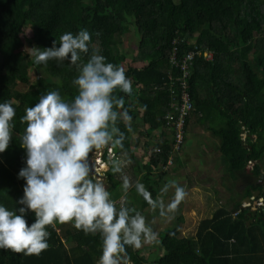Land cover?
I'll list each match as a JSON object with an SVG mask.
<instances>
[{
    "label": "trees",
    "instance_id": "trees-1",
    "mask_svg": "<svg viewBox=\"0 0 264 264\" xmlns=\"http://www.w3.org/2000/svg\"><path fill=\"white\" fill-rule=\"evenodd\" d=\"M27 27L31 38L26 36ZM80 28L91 35L89 54L98 49L131 79L132 94L117 90L115 95L124 98L123 107L128 109L132 123L141 108L145 122L152 126L164 124L162 116L173 97L163 85L169 83L174 45L179 46L180 55L192 49H210L211 60L196 55L190 65L187 89L194 102L191 115L218 109L225 121L215 132L221 136V149L233 170L244 168L249 160L264 159V0H0V102L11 100L15 108L12 138L8 148L0 153V203L10 209L18 208L20 205L15 201L23 195L25 181L17 178V172L25 157L19 144L25 127L20 116L25 107L33 105L39 95L49 90L59 89L65 99L76 94L71 82L78 74L75 67L68 61L55 60L36 65L29 56L27 41L31 39V47H51L63 32L75 33ZM131 30L137 32L139 42L133 59L128 60L120 42ZM87 58L88 54L81 55L82 60ZM178 95L176 86L174 97ZM243 125L248 134L257 135L251 148L242 143ZM118 126L124 133V145L132 127L123 122H118ZM128 147L129 143L122 149H114L118 154L129 151L132 163L137 166L138 161ZM154 147L161 149L152 152L149 164L145 165L146 173L140 179L153 198L158 183L153 177L154 170L162 168L171 153L167 142ZM108 157L104 150V160ZM259 165H255L256 172L260 171ZM106 174L115 186L110 168ZM140 201L137 211L141 212L149 205L142 196ZM25 215L28 223L35 219L31 211ZM220 216L203 223L210 225L211 230L199 238L181 236L177 228L166 229L160 239L164 253L156 260L157 264H264V239L257 237L254 225H246L245 211L236 221L229 215ZM255 217L260 220L264 236V212L260 210ZM47 228L46 249L28 255L0 249V264H96L101 252L98 233L85 234L71 222ZM231 238L239 247L226 250L224 247ZM247 240L254 244L248 254H242L238 250ZM126 252L133 264H144L138 250L126 246Z\"/></svg>",
    "mask_w": 264,
    "mask_h": 264
},
{
    "label": "clouds",
    "instance_id": "clouds-1",
    "mask_svg": "<svg viewBox=\"0 0 264 264\" xmlns=\"http://www.w3.org/2000/svg\"><path fill=\"white\" fill-rule=\"evenodd\" d=\"M91 35L85 28L65 31L53 40L51 47L29 48V56L38 66L49 60L68 61L77 75L72 79L76 94L65 99L59 89L39 95L38 100L24 109L20 121L25 123L20 146L25 150L24 165L17 172L22 178L23 195L10 209L0 203V249L39 254L48 247L47 226L71 222L85 234H99L101 252L96 264H129L126 246L141 248L154 241L156 233L145 216L134 207L110 198L101 169L90 160V153L105 146L123 148L124 133L118 126H128L131 115L123 107L124 98L116 91L131 95L132 81L124 69L93 49L89 54ZM82 54H88L86 61ZM13 101L0 102V153L9 146ZM110 171L122 173L123 161L109 158ZM135 187L138 195L161 216L171 213L186 196L184 187L175 179L166 180L160 193L172 189V198L165 202L153 198L144 184L134 185L121 175V189L127 193ZM35 219L28 223L27 212Z\"/></svg>",
    "mask_w": 264,
    "mask_h": 264
},
{
    "label": "crops",
    "instance_id": "crops-1",
    "mask_svg": "<svg viewBox=\"0 0 264 264\" xmlns=\"http://www.w3.org/2000/svg\"><path fill=\"white\" fill-rule=\"evenodd\" d=\"M140 109H138L134 123H132V120L129 122L132 127L130 129L131 136L128 138V142L123 145L126 146L129 143L130 147L128 148L136 157L137 166L133 164L134 160H132L133 163L128 168L127 162H131L129 160V151L118 154L113 146L108 145L103 149L107 150L109 146L112 147L114 151L112 158L122 160L127 169L125 171L122 170V173L112 174V180L115 183V186H113L106 174L110 168V160L108 159L110 157H108L105 159L107 163L101 169V176L99 177L102 181L104 180L110 193L111 190H114L116 195L110 198L119 200L121 203L126 202L127 205L134 207L136 210L140 209V195L137 194L134 186L127 193L123 192L121 189V175H127L130 182L134 185L135 181L140 180L146 173L145 165L149 164L154 146L157 143L165 142L171 146L172 140L170 133L163 124L152 126L149 122H145L144 114ZM216 109L198 113L193 112L185 127L184 144L181 150L174 154L172 153L174 155L173 165L167 169L156 168L154 170L153 177L158 181L155 197L159 195L165 204L171 200L172 189L167 193H160L161 186L169 179L177 180L184 187L186 196L171 213L165 216H161L159 210L150 206L141 211V214L145 216L146 223L156 233L154 241L142 244L139 249L132 248L140 252L144 264H157L156 260L163 255L164 248L160 244V234L166 229L177 228L181 236L199 238L200 235L204 236L211 230L210 225L203 226V223L207 220H212L220 214V217L229 215L232 220L236 221L240 213L245 211L246 225L249 227L254 225L253 229L257 237L260 240L264 239L262 232H260V220L255 217L260 210L264 212V179L262 178V174H264V166H262L264 159L249 160L244 168L232 169L230 161L221 149L222 141L219 140L221 136L215 132L221 127L220 124L215 123V119L219 117L222 122L225 121L223 116L218 114V109ZM230 115L237 117L232 113ZM248 133L243 125L240 132L242 143L245 147L251 148V143L257 140V135ZM100 150L94 151L90 160L97 162L95 160L96 152ZM224 158L227 159V164L230 167L225 165L223 162ZM257 163L260 164L259 172H256L255 169ZM138 168L139 172L137 171ZM228 171L232 173V176L230 179H225ZM160 172L165 173L160 177L158 175ZM210 195L211 198L212 196L219 198V206H215L212 201L210 202L211 199L208 200ZM253 197L256 200L255 204L252 201ZM236 200L238 201L236 202ZM236 211H238L237 214H235ZM221 229L223 230V226ZM259 239L258 242H260ZM253 244L251 240H247L238 251L242 254H248ZM226 245L224 247L226 250H235L237 249L236 247H239L234 238L228 239ZM128 260L129 264H133L130 259Z\"/></svg>",
    "mask_w": 264,
    "mask_h": 264
},
{
    "label": "built area",
    "instance_id": "built-area-1",
    "mask_svg": "<svg viewBox=\"0 0 264 264\" xmlns=\"http://www.w3.org/2000/svg\"><path fill=\"white\" fill-rule=\"evenodd\" d=\"M177 40L175 39L174 42ZM196 55H202L206 59H211L213 52L210 49L199 50L192 49L180 55L179 46L174 45L170 55L171 68L169 69V83L163 86L171 90L173 99L169 102V109L163 114V126L170 133L171 140V154L167 162L163 165V169L169 168L174 163V153L179 152L184 144V135L186 123L194 108V102L188 91V81L191 75L190 65L195 59ZM176 86L179 87V95L175 96ZM160 147H154V151L159 152ZM104 150L96 152L95 160L97 166H104L107 162L104 160ZM109 157L114 156L112 147L107 148ZM173 153V154H172ZM120 203L119 200H114ZM238 211L235 212L237 214Z\"/></svg>",
    "mask_w": 264,
    "mask_h": 264
},
{
    "label": "rangeland",
    "instance_id": "rangeland-1",
    "mask_svg": "<svg viewBox=\"0 0 264 264\" xmlns=\"http://www.w3.org/2000/svg\"><path fill=\"white\" fill-rule=\"evenodd\" d=\"M26 36L28 38H31L30 34H31V31H30V28H26ZM138 42H139V37H138V34L136 31L134 30H131L130 32L126 33L125 35H123L122 37V41L120 42V47L121 49H123V51H125L126 53V57L128 60H132L134 55L136 54L137 52V46H138ZM32 43L31 39H29V41H27V47H31L32 45L30 44ZM31 45V46H30ZM124 66H126V63H123ZM30 72L31 74H34L35 70L33 68V66H30ZM20 88H23V89H27V86H21ZM221 118H216L215 119V123L216 124H220V126H222L224 124V121L222 122ZM215 126V125H214ZM217 126V125H216ZM136 132V131H135ZM246 134V133H244ZM220 141H222V139L219 138ZM103 149V148H102ZM129 160L131 162H127V165H128V168L131 166L132 164V159L129 158ZM223 162L225 163L226 166L230 167L229 164H227V159L224 158L223 159ZM223 163V164H224ZM127 168L124 166V164H122V170L125 171ZM232 176V173L230 171H228V175L225 177V179H230ZM226 181V180H225ZM214 193L216 194H219L218 192L216 191H213ZM201 193H204V192H201ZM200 193V194H201ZM115 193H114V190H111V193H110V197H115ZM210 198H208V200H210V202L212 201V203L215 205V206H219L220 203H219V198H215L212 196L211 198V195L209 196ZM192 201V200H191ZM238 200H236L237 202ZM163 233H161L160 235H162Z\"/></svg>",
    "mask_w": 264,
    "mask_h": 264
},
{
    "label": "water",
    "instance_id": "water-1",
    "mask_svg": "<svg viewBox=\"0 0 264 264\" xmlns=\"http://www.w3.org/2000/svg\"><path fill=\"white\" fill-rule=\"evenodd\" d=\"M262 177H264V174H262ZM247 199H248V198H247ZM252 201H253V204H255L256 200H255L254 197L252 198Z\"/></svg>",
    "mask_w": 264,
    "mask_h": 264
},
{
    "label": "flooded vegetation",
    "instance_id": "flooded-vegetation-1",
    "mask_svg": "<svg viewBox=\"0 0 264 264\" xmlns=\"http://www.w3.org/2000/svg\"><path fill=\"white\" fill-rule=\"evenodd\" d=\"M262 166H264V161H263V163H262ZM263 179H264V177H262ZM263 185V184H262Z\"/></svg>",
    "mask_w": 264,
    "mask_h": 264
}]
</instances>
